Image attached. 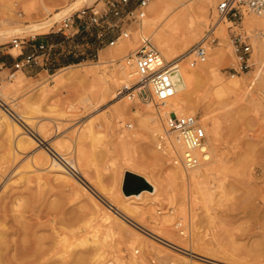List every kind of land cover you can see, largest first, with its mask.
Here are the masks:
<instances>
[{
  "label": "rangeland",
  "instance_id": "obj_1",
  "mask_svg": "<svg viewBox=\"0 0 264 264\" xmlns=\"http://www.w3.org/2000/svg\"><path fill=\"white\" fill-rule=\"evenodd\" d=\"M73 1L0 0V30L45 21ZM204 1L207 0H153L155 5L146 9L144 22L125 23L114 18L116 25L101 38L98 37L104 32L101 28H88L69 40L55 33L63 19L73 16L76 21L81 9H94L98 16L105 13L107 0H86L45 32L9 33L0 38V50L14 56L20 49L13 48V38H18L24 48L34 36L58 40L49 66L15 71L14 61L0 65V92L5 96L0 97L3 101L0 104H5L0 106V113L19 128L18 132L7 133L0 123V215L8 214V225L16 224L12 216L18 212L15 213L16 197H26L25 208L20 207L25 220L30 224L37 219L44 222L36 228V235L50 236L51 221L56 219L63 224L66 235V238L62 235L63 243L67 246L76 242L75 238L67 237L68 233L77 234L83 223L92 219L96 235L106 243L104 260L120 258L126 262L129 256H134L142 258V264H264V51L258 49L246 24V20L259 16L244 12L234 20L227 19L223 24L226 37L221 38L217 30L213 35L218 39L212 46L225 52L215 74L210 72L197 78L189 73L190 85L184 101L189 107L193 105L192 114L201 117L206 135L218 148L216 160L211 164H204L207 160L202 162V168L197 170L207 172L202 176L196 172L193 181L191 172L188 182L169 180L174 165L169 156L157 149L162 133L153 138L146 117L149 111L160 125L153 102L121 99L123 96L109 100L103 91L104 80L119 74V64L137 48L142 35L154 45L152 32L168 35L171 48L170 59L164 57L166 61L187 53L215 22L217 0H211L206 15L196 7ZM27 6L34 8L33 14L25 12ZM189 21L195 23L196 30H185ZM121 30L130 33L127 39L134 45L114 52L116 42L109 45L108 41ZM236 33L251 44L244 62L238 59L240 54L232 44ZM263 36L260 35L264 43ZM211 54L210 48L203 63L209 61ZM189 60L181 66L189 68ZM198 66L192 67L197 71ZM190 68L188 72H193ZM231 75L242 81L240 91L215 93L218 80H231ZM16 79L18 84L13 83ZM123 83L124 79H118L119 85ZM123 101L127 103L122 109ZM212 125H216V134L212 133ZM207 150L210 161L213 152ZM52 160L65 169L59 171L52 166ZM127 170L141 176L144 173L158 184L155 196L147 194L140 200H126L119 182L122 172ZM107 200L120 207L127 202L125 206L130 209L118 211L110 206L111 209L105 204ZM129 201L135 204L132 206ZM100 206L109 216L105 220L100 218ZM11 237L16 240L19 233ZM53 257L50 259L48 254L42 263L66 264Z\"/></svg>",
  "mask_w": 264,
  "mask_h": 264
},
{
  "label": "bare ground",
  "instance_id": "obj_2",
  "mask_svg": "<svg viewBox=\"0 0 264 264\" xmlns=\"http://www.w3.org/2000/svg\"><path fill=\"white\" fill-rule=\"evenodd\" d=\"M85 1L86 0H74L71 4H69L68 6L62 8L56 14H54L53 16H51L50 18H48L45 21L38 22V23H33V24L17 25V26H14V27L2 29V30H0V38H3L4 37V34H9V33H24V34L25 33H33L34 34V33H38V32H45L51 26H53L56 22H58L62 17H64L68 13H70L74 8L78 7L79 5L84 4ZM154 5H155V3L154 2H151L150 5L147 7L148 10H150ZM196 5H197V2H196ZM210 5H211V0H207V1H204L203 3H199V5H197L196 7H197L198 11L201 12V14L202 13L204 14L205 12H207L206 10L208 9V7ZM44 8H45V6H44ZM45 9H47V8H45ZM33 11H34V8H32V6H27V8L25 9V12L27 14L32 13ZM194 11H195V9H194ZM205 15H206V13H205ZM256 16H259V17L258 18H253V19L246 20V24L248 25V27L252 31L250 33L252 35V38H253L256 46L258 47V49L261 52H263L264 51V43L261 40L260 35L261 34L264 35V15H256ZM145 19L146 18L142 19L143 22H144ZM224 22H227V20H221V21L218 20L216 22V29H215V30L218 31L219 35L223 39L226 37L224 35V25H223ZM188 23L189 24L186 26V29H185L187 32H191L192 30H196L197 29V26L195 25V23H193V25L190 24V21ZM172 31H174V29ZM214 32H216V31H214ZM152 34L155 35V39L154 40L156 41V45L159 46L160 53L163 56V58L164 57H166V58L169 57V59H170V53H169V51H170L171 45H170V39L168 38V35L166 33L156 34L155 32H152ZM130 45H134V42L131 39H125V40H120L119 39L116 42V46L112 48V51H114V52H117V51H125L128 48V46H130ZM211 50H212V54H211L212 56H210L209 61L207 63H199V66L197 67L198 69L196 68L197 71L195 70V67L193 68L192 66H189V68L190 67L193 68V72L192 71L188 72V69H189L188 66H186L188 69L186 67H183V65L181 66V63L182 62H186L187 60H189L191 58L190 52L185 53L180 58H176V59H172V60H169L168 61V62H172L173 65H174V68H175L174 69V76H173V81H174V85H175V93H174V96L172 98H170L169 100H167L161 106L158 107V106H156L154 104L155 110L158 113V115L160 117V120H161L160 125L158 124L159 122L156 124V119H155L154 115L152 116L149 111H147V113H146L147 114L146 117H147L149 123L151 124V126H150V132H151L153 138H158V136H159L160 133H162V135H164V131H165L164 118L168 115V112L170 110H173L177 114H180V115L187 114V113H189V114H192L193 113V110L190 109V107L193 106V105L190 104V107H189L188 106V103L184 101V99L187 97L186 96V92H187L188 85H190V84H188V82H189V73H190V75L198 78V75H203V74H207V73H210V72H214L215 71V69L220 65L221 60H222V57H223V54L225 52L223 53V51H221V48H219L216 45L215 46H212L211 47ZM261 55H263V54H261ZM189 62H190V60L188 61V65H190ZM191 68H190V70H191ZM112 74H114V73H112ZM214 74H215V72H214ZM120 78L121 79H124V83L121 84V85L118 84V79H120ZM14 79H15V77H14ZM230 79L231 80H228V81H225V82H223V81L220 82V80H218V84L216 86L215 93H217L219 95L220 94L222 95L223 93H225L228 90H233L235 92H239L240 89H241V87H242L241 86L242 85L241 84L242 81L240 82V79H238V76H236V75H231V78ZM18 80L19 79L14 80L13 83L14 84H18L19 83ZM135 80H136V75H135V72H134L133 67H128V66L125 65L124 62H122L121 64H119V74L115 78H114V76H111L110 75V76H108L106 78V80H104V83H103V86H104L103 87V91H104V93L107 96H109V100H112L113 98H117L119 96L118 95L119 94V89L121 88L122 85H124V84L125 85H128V86L129 85H132L135 82ZM14 88L16 89V87H14ZM3 93L0 92V97L1 98L4 96ZM187 95H188V92H187ZM126 97L127 96H125V97L123 96L122 98L121 97L120 98L121 99H125ZM1 98H0V101L3 102L1 100ZM126 103L127 102H124L123 101V104L121 103L120 108L123 109V106ZM2 105H5V104L3 103ZM2 105L0 104V106H2ZM0 123H3V125L6 127L7 133H10V132L13 133V132H18L19 131L18 126L15 123L9 121L4 116V114H1V113H0ZM212 127H213L212 128V133L213 134H216L217 133L216 125H212ZM162 135L160 134V136H162ZM213 138H214V136H213ZM32 140H34V139H32ZM158 140H159V138H158ZM167 143L175 146V148L178 150V153L179 154L182 153L183 146L179 142H177L176 139L173 136H168L167 137ZM17 144H18V142H17ZM214 145L215 144H213L211 142V140L207 136V140H206V150H207V148H209L210 150L212 149L211 151L213 152V159H211L209 161V158H210L209 153L210 152L208 150V153H207L208 160L206 162L204 161L205 162L204 164H211L212 162H214L216 160V156H217L216 155V151H217L218 148L216 146H214ZM51 159H54V158H51ZM51 164L55 168H59V171L61 169H63L62 166L59 165L54 160H52V163ZM201 166H203V163L200 164L199 166H197L196 168L191 169V170H185V169H183V168H181L179 166H173V168L171 169L170 174L168 175V178H169V180H171V179H173V180L174 179H181V180H185V182H188L186 180H188V178H189V175L188 174L190 172H191L190 173V178L191 179L194 178L197 173L198 174H201V176H202V175H204L207 172L206 170L205 171H202L200 173L197 172V170H199V168ZM53 170H58V169H53ZM140 172H142V171H140ZM144 172H147V171H144ZM65 173H66V171H65ZM61 176H63V175H61ZM142 176L150 184V189L149 190H143V191H141L138 194L124 196V198L126 200H132V201L134 199L140 200V199H142L147 194L150 195V196H153V195L155 196V194L158 192V186H157L158 184L156 185L155 183H153L152 182L153 180L151 181L147 176L144 175V173H143ZM122 179H123V172H122V176H121V179H120V182H119V190L121 189ZM151 179H153V176H152ZM192 181H193V179H192ZM165 182H168V181H165ZM180 182H182V181H180ZM37 192L39 194V191H37ZM31 193L32 192H30L29 194L31 195ZM8 197H10V196H8ZM17 197H16V200L14 201V205L17 208L16 211H15V213L17 211L18 212H17V214H15L16 216L15 215H12L14 217L13 219H15V220H13V219L12 220L13 221H16V224L14 222V224L8 225V219H7L8 214H6L5 212L0 215V264H43L42 263V260L44 262V258L47 257L48 254H50V259H51V255H54V257L57 256L58 259H60L61 261H64L66 264H142V261H143L142 258H137V257H134V256H129L126 262L125 261H122V259H120V258L119 259L117 258V260H110V259L104 260L102 258V255H103V251H104L103 249H104V246H105L106 243L104 242V240H100L99 239V236L96 235V231L97 230L96 229L95 230L93 229L94 227L91 224L92 219H88V221H85V223H83V226L80 228V230H78V231L75 230L76 233H77L75 235H77V236H75V235L71 236V234L69 235V233H68L69 236L67 235V237H69V239L73 237L76 240L75 243H74V241H71V242H73V244L70 243V242H68V243H70V246H67L66 244L63 243L65 241L64 238H66L65 237L66 235L63 234L64 233V230H63L64 227H62V225H63L62 222L61 221H57L56 219H53L51 221V224L53 226L52 227V231L53 232H51V235L50 236H39V235H36V232H37L36 228H39L40 226L44 225V224H42L43 221L40 222V219H39V221L37 219V221H35V223H32V224H30V222L28 223L27 220H25V214L22 211L23 209L20 208L23 205L25 206V204L27 203V202L24 203V200H26L25 199L26 197L25 198H21V197H18L17 198ZM118 198H119V196H118ZM120 198H119V200H120V202H122ZM14 199L15 198H13V200ZM31 199L33 200V198H31ZM13 200L11 202H13ZM5 201H6V199H5ZM132 201H129L131 205H132ZM104 202H105V200H103V203ZM108 203H105L107 205V207L111 208L113 206L118 211H120V209L121 210H124V211H127V210L130 209V207H126L125 206V205L128 206L129 203L127 204V202L124 205L121 204V207L120 206H116V205H119L117 203L115 205L113 203H111L110 201H108ZM14 205H10V206H13L14 207ZM42 206H44V205H42ZM3 207H4V209H6L5 205ZM13 207L10 208V210H12V212L14 210ZM134 208H135V206H134ZM2 210H3V208H2ZM94 210H95V208H94ZM99 210L101 211V213L99 211L100 218L101 219H104V218H108L109 217L105 212H102L103 209H102L101 206L99 207ZM120 213H122V212H120ZM122 214H124V213H122ZM39 215H41V213ZM44 215H46V214H44ZM44 215L42 217H44ZM32 216H35V215L32 214ZM51 217H52V215H51ZM153 217L155 219H158L157 217H155V215H153ZM19 218H21V219H19ZM61 218H63V217H61ZM47 219H49V218L47 217L45 220H47ZM163 220L165 221V219H163ZM163 220H162V222L160 220L161 224L162 223L164 224V221ZM13 221H11V222H13ZM65 221L67 222L66 219H65ZM170 221L171 220L169 219V222ZM68 223H70L69 220H68ZM57 224L60 225V226L59 227H56ZM80 226H81V224H80ZM76 227H79V226H76ZM92 229L94 231H92ZM70 232L72 233V231H70ZM17 233H19V238L16 239V240L13 238L14 240H11L12 239L11 236L13 234H17ZM74 233L75 232L73 231L72 234H74ZM105 234L107 235L108 232H105ZM62 235H64V238L62 237ZM10 237H11V239H10ZM17 237H18V235H17ZM188 243H190V245H193V243L191 241L188 242ZM119 244H120V242H119ZM121 246H123V245H121ZM196 247H197V245H196ZM129 248H131V246ZM189 248H191V246ZM199 249H202V248H199ZM99 250H101V251L98 252ZM133 250L136 251L135 249H133ZM48 262H49V259H48Z\"/></svg>",
  "mask_w": 264,
  "mask_h": 264
},
{
  "label": "built area",
  "instance_id": "obj_3",
  "mask_svg": "<svg viewBox=\"0 0 264 264\" xmlns=\"http://www.w3.org/2000/svg\"><path fill=\"white\" fill-rule=\"evenodd\" d=\"M152 1L107 0L106 11L103 15L98 16L94 9H81L76 15V21L73 16L63 19L55 33H61L65 40H69L88 28H101L104 31L98 36L101 38L116 25L114 18L125 23L141 21ZM214 12L215 22L209 25L200 40L188 51L191 56L190 66L206 60L209 49L218 39L213 36L218 20H234L244 12L264 15V0H217ZM129 36L128 31L121 30L117 36L108 41V44L113 45L119 38L127 39ZM12 43L13 48L22 50V42L18 38H13ZM232 44L235 52L240 54L238 59L244 62V57L250 52L251 44L246 42L240 33L232 36ZM57 45V43H40L33 47L32 52L20 54L21 58L14 62V70L38 66L42 57L53 51ZM123 62L126 66L133 67L136 80L132 85H122L119 89V96L153 102L158 107L174 96L175 85L172 78L174 65L163 58L149 37L142 35L137 48L129 52ZM127 126L131 127L129 124ZM164 126V135L159 137L157 149L169 156L170 163L185 170H191L208 160L206 129L200 116L197 114L180 115L170 110L164 118ZM168 136H173L183 146L181 154L175 146L167 143Z\"/></svg>",
  "mask_w": 264,
  "mask_h": 264
},
{
  "label": "crops",
  "instance_id": "obj_4",
  "mask_svg": "<svg viewBox=\"0 0 264 264\" xmlns=\"http://www.w3.org/2000/svg\"><path fill=\"white\" fill-rule=\"evenodd\" d=\"M40 43H57L58 44V40H57V37L53 38V37H48V36L47 37L46 36L45 37L44 36L43 37L34 36V37H32L30 39L29 46L26 47V48H24V46H22V50L16 56L10 54L8 51H1L0 50V65L7 66L9 61H14L15 62L16 60L21 58L20 54H28V53L32 52L33 47L38 45V44H40ZM23 49H25V50L23 51ZM4 53H7L9 56H3ZM54 54H55V52H52V51L47 53L45 56L42 57V60L39 62L38 66H33V67L43 68L46 65L49 66L50 63H48V62L53 59V57L55 56ZM26 68H28V67H26ZM45 69L48 70L47 68H45Z\"/></svg>",
  "mask_w": 264,
  "mask_h": 264
},
{
  "label": "water",
  "instance_id": "obj_5",
  "mask_svg": "<svg viewBox=\"0 0 264 264\" xmlns=\"http://www.w3.org/2000/svg\"><path fill=\"white\" fill-rule=\"evenodd\" d=\"M174 73L172 75V78ZM150 184L146 181V179L132 171H125L123 174L121 190L125 196L138 194L143 190H149Z\"/></svg>",
  "mask_w": 264,
  "mask_h": 264
}]
</instances>
